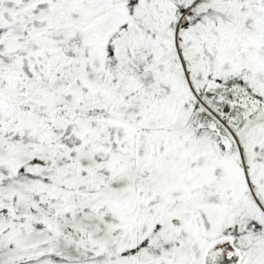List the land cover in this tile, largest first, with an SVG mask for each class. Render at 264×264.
I'll use <instances>...</instances> for the list:
<instances>
[{
    "label": "snow or ice",
    "instance_id": "6c2138e0",
    "mask_svg": "<svg viewBox=\"0 0 264 264\" xmlns=\"http://www.w3.org/2000/svg\"><path fill=\"white\" fill-rule=\"evenodd\" d=\"M0 264H264V0H0Z\"/></svg>",
    "mask_w": 264,
    "mask_h": 264
}]
</instances>
